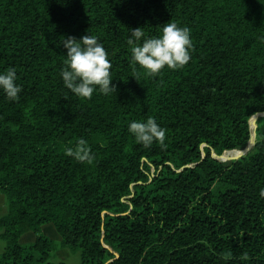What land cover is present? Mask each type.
Returning <instances> with one entry per match:
<instances>
[{
    "label": "trees",
    "instance_id": "16d2710c",
    "mask_svg": "<svg viewBox=\"0 0 264 264\" xmlns=\"http://www.w3.org/2000/svg\"><path fill=\"white\" fill-rule=\"evenodd\" d=\"M190 28L191 58L136 75L129 29ZM104 44L115 91L75 96L60 77L63 39ZM0 264H264V0H0ZM156 118L163 145L144 146L132 120ZM83 138L91 160L65 148ZM52 224L59 244L41 232ZM33 233L35 240L21 243Z\"/></svg>",
    "mask_w": 264,
    "mask_h": 264
},
{
    "label": "clouds",
    "instance_id": "9594fccd",
    "mask_svg": "<svg viewBox=\"0 0 264 264\" xmlns=\"http://www.w3.org/2000/svg\"><path fill=\"white\" fill-rule=\"evenodd\" d=\"M159 29V34L152 36H145L144 27L129 29L127 42L131 46L130 60L136 73L132 77L135 79L139 75V69H142L145 75H155L165 66L180 68L191 58L192 41L189 27L180 26L170 20L159 26ZM62 46L66 49V54H63L60 77L66 89L77 97L88 99L94 92L107 95L115 91L109 54L96 35L88 32L79 39L69 35L63 39ZM16 81L17 71L14 67L0 71V90L9 99H18V94L22 91V86ZM128 130L135 140L144 146H150L154 141L163 145L166 137V129L158 124L153 116L146 120H132ZM65 152L79 161L92 159L83 138L75 145L67 146ZM259 195L264 198V187L260 188Z\"/></svg>",
    "mask_w": 264,
    "mask_h": 264
},
{
    "label": "rangeland",
    "instance_id": "374dc122",
    "mask_svg": "<svg viewBox=\"0 0 264 264\" xmlns=\"http://www.w3.org/2000/svg\"><path fill=\"white\" fill-rule=\"evenodd\" d=\"M234 154L235 153L232 152L228 153L225 159L229 161ZM7 212H8L7 197L4 194L0 193V217L7 214ZM41 232L59 244L60 236L52 224L48 223L43 225ZM34 240H35V235L33 233H27L22 237L21 243L23 244L31 243ZM4 248H5V241L0 238V254L4 251ZM50 260L52 262H57V263L65 262L67 264H79L81 257H80V252L74 254L68 248L58 247L52 253Z\"/></svg>",
    "mask_w": 264,
    "mask_h": 264
},
{
    "label": "water",
    "instance_id": "95a60500",
    "mask_svg": "<svg viewBox=\"0 0 264 264\" xmlns=\"http://www.w3.org/2000/svg\"><path fill=\"white\" fill-rule=\"evenodd\" d=\"M260 117H264V113H258L256 115H253L250 120H249V125H250V132H251V138H250V141L247 145V147L243 150H232V151H238L239 152V155L237 157V160L244 157L250 150H252V148L254 147L255 145V142L253 144H251V140H252V124L256 125L257 127V120L260 118ZM227 152H230V151H227ZM226 153V152H225ZM224 153V154H225ZM224 154L222 156H218L216 154H214L215 158L218 159L219 161H222V162H226L227 160L223 158Z\"/></svg>",
    "mask_w": 264,
    "mask_h": 264
},
{
    "label": "bare ground",
    "instance_id": "6f19581e",
    "mask_svg": "<svg viewBox=\"0 0 264 264\" xmlns=\"http://www.w3.org/2000/svg\"><path fill=\"white\" fill-rule=\"evenodd\" d=\"M252 142V141H251ZM239 153L238 151H230V152H226L225 154H224V156H223V158L225 159L226 158V155L228 154V153Z\"/></svg>",
    "mask_w": 264,
    "mask_h": 264
}]
</instances>
